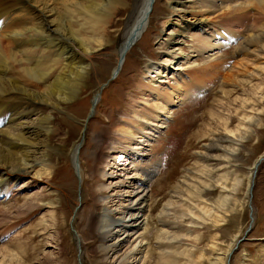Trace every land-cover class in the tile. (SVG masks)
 I'll list each match as a JSON object with an SVG mask.
<instances>
[{"label": "rangeland", "instance_id": "374dc122", "mask_svg": "<svg viewBox=\"0 0 264 264\" xmlns=\"http://www.w3.org/2000/svg\"><path fill=\"white\" fill-rule=\"evenodd\" d=\"M125 1L126 5H119L120 9L113 17L103 45L97 47L90 60L81 51L83 65L90 70L82 91L60 107V110H55V125L60 127L53 142L55 160L45 165H39L38 161L34 163L42 174L48 169L51 173L40 179L35 178L36 182L24 188H21L22 180L8 179L12 187L11 194L8 199L7 196L0 198V249L10 252L9 259L19 264H112L113 253L109 254L105 248L100 249L99 244L104 242L98 235L92 234L87 225L92 213L106 210L117 219L127 220L125 205L132 197L131 189L135 182L142 178L141 168L151 171L150 207L153 216L169 200L174 202L169 205L171 207L182 204V199L193 201L185 196V187L181 184L186 182L195 186L197 180L209 178L205 169L212 168L210 164L226 158L227 153L218 148L231 150L232 144L226 140L228 135L232 137L233 133L230 132L234 131L239 135L235 139L240 150L236 156H232L231 164H235L232 169L243 181L237 195V204L229 206L237 207L236 210L220 211L228 216V220L218 230L225 248L233 236L238 235L239 238L227 264L264 263V161L255 172L250 199L247 195L248 177L255 162L264 156V50L260 51L264 45V24L261 25L257 20L261 12L250 10L248 16L236 12L221 22L218 18L210 20L211 23L205 28L217 25L215 27L220 28L225 39L218 37L223 42L222 47L214 50L208 48L201 52L199 50L202 47L197 38L202 37V29L200 31L194 27L183 35L179 26L175 28L166 25L165 22L174 19L176 13L170 0H156L147 28L144 33H140L139 40L127 53L118 75L113 70L119 49L125 41L134 13L144 4L142 0ZM181 1L184 2V9L190 11L195 7L193 2L197 0ZM226 5L232 8L235 3L227 2ZM244 15L247 17L243 20ZM172 34L176 37L172 41L178 42L174 47H181L188 57L180 58L179 64L174 65L179 66L180 70H168L172 79L171 83L164 85L165 90L170 92L172 82L177 79L181 82L186 76V84L189 82L187 86L190 84L193 95L185 102L172 103L173 113L170 118L162 128L156 130L158 134L154 133L150 137V142L143 143V154L134 164L130 165V158L127 157L122 159L120 165L113 167L107 163L114 154L102 148L101 143L117 136L116 129L123 116L135 115L136 108L146 112L143 98L148 96L150 90L144 85L152 84L153 79L158 78L156 69L148 72L147 65L162 61L166 48L160 45V41L166 38L169 41L171 36L168 35ZM255 37L259 38V42L255 41ZM231 38L236 39L232 41ZM226 39L230 44L225 45ZM172 41L171 46L174 44ZM111 74L116 78L110 80ZM103 83L106 86L100 92L98 88ZM98 91L99 101L88 119L92 99ZM175 97L174 102L178 101ZM253 109L262 115L263 123L260 126H249L246 132H239L238 128H243L239 120ZM151 129H155V126ZM81 141L83 146L79 154V170L72 158L74 147ZM101 154L107 156L108 160L105 161L107 157L103 159ZM221 166H216L217 170L210 177L213 184L222 174L219 170ZM136 167L140 168L139 172ZM99 185L106 188L98 191ZM179 186V193L175 194ZM210 190L211 193H206L212 203L211 207H218L216 200L221 193L216 187ZM27 196H31V200L24 205ZM185 207L197 206L195 203H186ZM251 224V229L247 231ZM76 230L83 238V245L77 239ZM214 233L209 229L201 243L209 241ZM105 234L118 237L120 226L113 225ZM80 246H83L82 252ZM189 248L182 259L166 256L168 262L163 264H197L201 258L206 264H226L218 261L214 255L202 257L200 247ZM154 258L157 264L164 259H160L158 254Z\"/></svg>", "mask_w": 264, "mask_h": 264}, {"label": "bare ground", "instance_id": "6f19581e", "mask_svg": "<svg viewBox=\"0 0 264 264\" xmlns=\"http://www.w3.org/2000/svg\"><path fill=\"white\" fill-rule=\"evenodd\" d=\"M239 1L197 0L193 2L195 7L192 10L186 11L184 2L170 0L176 16L166 21L165 24L171 27L179 26L183 35L194 27L202 29L200 30L202 37L197 38V42L202 47L199 51L204 52L208 48L214 50L222 47L223 42H220L218 37L225 38L220 28L215 27L217 25L205 28L211 23L210 20L215 21L218 18L221 22L236 12H242L248 16L250 10L257 9L261 12L257 20L261 25L264 24L262 21L264 20V0ZM141 2L144 4H140L142 6L134 13L133 24L131 23V27H128L125 41L118 52L117 64L113 70V73L116 72L118 75L126 59L128 52L126 47L134 39L138 41L141 32L150 22L149 17L148 21L145 20V15L149 10V0ZM227 2L235 3V6L231 8L226 5ZM119 5H126V1L0 0V196H2L0 198L7 196L6 199H8L11 194L12 187L8 179L22 180L21 188H24L36 182L35 178L40 179L51 173L48 169L45 174H42L34 163L38 161L39 165H45L55 160L53 142L60 129L55 125L57 122L55 110H60V107L82 91L90 70L88 66L83 65L84 58L81 51L90 60L89 58L92 57L97 47L103 45L109 25L120 9ZM215 12L218 13L213 16ZM247 16L244 15L243 20ZM142 22L144 24L141 26ZM168 36H171L169 41L167 38L163 42L159 40L160 45L166 48L165 57L159 63L151 62L147 65L148 72L156 69L158 78L153 79L152 84L144 85L150 90L148 96L143 98L146 112L136 108L134 109L135 115L123 116L116 129L117 136L101 143L102 148L108 149L111 155L114 154L109 155L112 160L107 163L113 167L120 165L122 159L127 157L130 158L129 164H134L143 154V143L150 142V137L157 133L156 130L162 128L170 118L173 113L172 103L185 102L193 95L194 91L189 87L190 84L187 86L189 82L186 84V76H182L184 78L181 82L178 81L179 79L175 80L177 85L175 81L172 82L170 92L165 90L164 85L171 83L172 79L168 70H180L179 66L174 65H177L180 58L188 57L181 47H174L178 43L172 41V38L176 39L175 35ZM235 39L231 38L232 41ZM257 39L259 38L255 37V41L259 42ZM171 41L174 43L173 46H171ZM228 43L230 44L227 42L225 45ZM261 49L260 51L264 50V45ZM175 96L178 101L174 102ZM99 97L100 92L98 91L92 100L97 104ZM155 97L157 99L153 101ZM262 118V115L254 109L246 112L239 120V125L243 127L238 128L239 132H246L252 125L260 126L263 123ZM152 126H155V129H151ZM227 130H229L228 127ZM230 133H233L232 137L228 135L226 141L232 144L230 145L231 150L218 148L227 155L225 159L217 163L211 160L214 162L210 164L212 168L205 169L209 178L197 180V183L194 182L195 186L186 182L181 184L185 187V196H189L193 201L182 199V204H175L177 207H171L169 205L174 202L169 200L165 207H160L158 213L153 216L152 207H150L152 200L151 171L141 168L142 178L135 182L131 189L132 197L125 205L124 214H127V220L123 221L119 217L117 219L106 210L92 213L87 225L92 234L98 235L104 242V244H99L100 249L105 248L109 254L113 253L112 264H157L155 254H158L160 259L164 258L160 261V264H163L168 262L167 257L182 259V256L190 250V246L200 247L202 257L214 255L218 261L223 263L227 264L230 261L239 238L238 235L233 238L229 236L231 242L226 248L224 247L219 228H223L222 225L228 220V216L220 211L234 212L236 210L237 207L229 206L237 204V195L243 181L234 168L232 169L235 164H231L232 156H236L240 150L235 139L239 135L234 131ZM96 145L97 149L98 144ZM82 146V143H78L74 147V159L78 152L80 154ZM103 157L105 159L107 156L103 155ZM263 158L264 156L255 162L250 177H248L247 195L249 199L255 172L259 165L257 162ZM107 160L108 157L105 161ZM218 165H222L219 169L222 174H219L216 183L213 184L210 177L217 170ZM136 170L139 172L140 168L136 167ZM104 187V185H99L97 190H103ZM213 187L219 189L221 193L216 200L218 207H211L212 203L207 194L211 193L210 188ZM179 190L180 186L174 191L175 194H178ZM175 198H177L176 195ZM24 200V205L29 204L31 196L25 197ZM186 203H195L197 207H185ZM225 205L227 207H223ZM77 213L78 210L75 218ZM113 225L120 226L118 237H109L105 234ZM209 229L215 233L209 241L204 243V240L201 243L205 237L204 234ZM76 236L80 245H83V238L78 231ZM80 248L82 252L83 246ZM9 254L11 253L0 249V264H19L10 260ZM197 264L206 263L201 258Z\"/></svg>", "mask_w": 264, "mask_h": 264}, {"label": "water", "instance_id": "95a60500", "mask_svg": "<svg viewBox=\"0 0 264 264\" xmlns=\"http://www.w3.org/2000/svg\"><path fill=\"white\" fill-rule=\"evenodd\" d=\"M154 1L155 0H149V12H147V14L145 15L146 17L145 18H148V16H149V14H150V12H151V10H152V6H153V3H154ZM148 20V19H147ZM144 24V22H142V24H141V26ZM136 40L134 39L132 42H130V44L126 47V51H128L129 49H130V47L133 45V43L135 42ZM115 77V75H113V76H111V78H110V80L111 79H113ZM105 85L106 84H101L100 86H99V90H100V92L102 91V89H103V87H105ZM94 100V99H93ZM92 100V108H91V110H90V113H89V115H88V119L92 116V114H93V112H94V108H95V104H96V101H93ZM262 160L264 161V158L263 159H261L260 161H258L257 163L258 164H260L261 162H262ZM75 163H76V165L78 164V156L75 158ZM252 208V207H251ZM252 213H253V210H252V212H251V220H252V222H253V216H252ZM251 227H252V224L250 225V227L248 228V230L247 231H249L250 229H251Z\"/></svg>", "mask_w": 264, "mask_h": 264}]
</instances>
